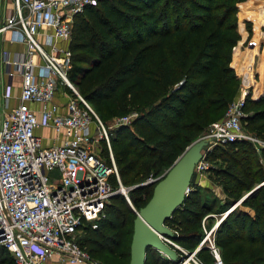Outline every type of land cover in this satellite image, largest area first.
<instances>
[{
    "label": "trees",
    "instance_id": "trees-1",
    "mask_svg": "<svg viewBox=\"0 0 264 264\" xmlns=\"http://www.w3.org/2000/svg\"><path fill=\"white\" fill-rule=\"evenodd\" d=\"M243 1L98 0L75 15L70 79L99 116L123 115L131 107L139 110L132 125L119 126L111 138L125 185L159 171V165H172L223 116L241 85L235 67H248L254 47L256 54L262 51L259 69L264 74V45H259L258 33L247 46L254 32L253 21L247 19L259 25L264 2ZM244 109L246 127L264 140V82L251 85ZM207 158L213 164L209 171L232 198L226 211L260 185L221 217L214 231L224 264H264V147L259 152L251 141L237 140L215 146ZM155 183L129 190L137 210L148 202ZM245 189L249 190L243 195ZM212 206L194 183L183 204L166 220L179 233L175 240L197 248L204 236L202 217ZM136 215L125 195L116 193L105 204L98 226L84 221L83 234L76 241L94 259L129 264ZM7 250L0 246V264L13 263L4 255ZM156 250L148 247L145 264L179 263L161 259ZM209 250L200 247L198 254L214 264ZM12 259L15 263L13 255Z\"/></svg>",
    "mask_w": 264,
    "mask_h": 264
},
{
    "label": "built area",
    "instance_id": "built-area-1",
    "mask_svg": "<svg viewBox=\"0 0 264 264\" xmlns=\"http://www.w3.org/2000/svg\"><path fill=\"white\" fill-rule=\"evenodd\" d=\"M12 2L0 33L11 31V41L23 43L25 51L15 60L4 59L6 74H19L21 83L17 102L0 122V246L11 252L17 264H47L54 257L67 264H97L76 241L80 226L88 221L96 228L109 198L121 191L134 207L122 185L111 132L69 76L73 19L98 0ZM253 83L255 77L204 134L214 141L196 165L199 175L213 166L207 153L217 145L249 140L258 150L264 147V140L245 132L242 122ZM59 91L66 98L64 104L57 100ZM4 97L8 102L10 95ZM112 123L131 126L133 117L117 115ZM41 126L54 129L52 144H45L37 133ZM54 170L57 178L51 175ZM160 178L150 176L146 184ZM219 221L196 250L208 240L215 264H224L212 234ZM162 239L182 257L188 252L175 240Z\"/></svg>",
    "mask_w": 264,
    "mask_h": 264
},
{
    "label": "water",
    "instance_id": "water-1",
    "mask_svg": "<svg viewBox=\"0 0 264 264\" xmlns=\"http://www.w3.org/2000/svg\"><path fill=\"white\" fill-rule=\"evenodd\" d=\"M213 141V138L206 136L192 141L169 167L165 175L154 184L152 196L144 206L136 211L129 264H145L148 247H154L178 262L192 258L193 251L187 252L182 257L175 248L162 239V236L175 240L177 234L173 228L166 224V220L183 204L191 186L198 182L199 173L196 170V165L203 158V151ZM139 185L142 184L135 186ZM259 186L254 187L240 201ZM237 203L238 201H234L232 206L235 207ZM133 209L135 208L133 207ZM232 209L228 210L225 215Z\"/></svg>",
    "mask_w": 264,
    "mask_h": 264
},
{
    "label": "rangeland",
    "instance_id": "rangeland-1",
    "mask_svg": "<svg viewBox=\"0 0 264 264\" xmlns=\"http://www.w3.org/2000/svg\"><path fill=\"white\" fill-rule=\"evenodd\" d=\"M249 0H246V1H243L241 3H245ZM260 3V1H263L264 0H258ZM257 11H260L259 8L257 7L256 8ZM260 15H261V19H260V22L262 21V19H264V11H260ZM247 20H250V19H247ZM240 21V20H239ZM246 21V20H245ZM253 21V20H252ZM264 21V20H263ZM259 22V24H260ZM263 26V25H262ZM262 26H260V29L262 28ZM253 35L252 37L250 38L247 46L249 45V43L252 42V39L256 36V34L258 33L259 35V25H257L254 21H253ZM264 35V34H263ZM243 36V35H242ZM248 36V34L246 35V37ZM260 36V35H259ZM246 37H242V42H244L245 38ZM264 45V38L261 37V39L259 40V45ZM235 48L233 49V55H234V52H235ZM262 52V51H261ZM255 54H256V47H254V50H252V56H251V60H250V63L248 65V67H244V66H236L235 68H237L238 70V74L241 78V85H240V89H239V92L237 94V96L234 98V99H237V97H240L241 95V92H242V88L245 86V85H248L251 80L253 79L254 75L252 73V70L253 69V61H254V57H255ZM247 66V64H246ZM253 76V77H252ZM256 79H258L260 81L261 79V76H255ZM233 99V100H234ZM229 107V106H228ZM227 107V108H228ZM227 110V109H226ZM125 114H130L132 115L133 117V122L134 120L137 118V116L139 115V110L136 108V107H131L130 110L128 112H126ZM226 112L223 114V116L221 118H219L218 120H216L215 122H218L220 121L224 116H225ZM102 121L105 123V125L107 126L108 130L111 132L110 133V136L111 138L114 136V133H115V130L119 127V126H113V123H112V118L113 116H102L100 115ZM213 122V123H215ZM243 122V121H242ZM213 123L211 125H213ZM210 125V126H211ZM209 126V127H210ZM243 126H244V130L245 132L247 133H251L253 135V133L251 131L248 130V128L246 127L245 123L243 122ZM207 131V130H206ZM206 131L203 133V135L201 134V136H204V134L206 133ZM252 142V141H251ZM253 143V142H252ZM254 144V143H253ZM103 146H104V143H103ZM255 146V144H254ZM258 150V149H257ZM260 152V150H258ZM218 164V163H217ZM221 164V163H220ZM219 165V164H218ZM171 166V165H170ZM170 166H161L159 165V171H151L147 176L144 177L143 180H140V182L138 183H135V184H129V185H125L124 183H122L123 185V188L127 191L128 195H129V190L134 188L135 185L137 184H142V185H146V181L148 180V178L150 176L152 177H158V176H161V178L165 175L166 171L169 169ZM162 174V175H161ZM51 175L54 177V178H57V171L54 170L51 172ZM261 181V180H260ZM258 181V182H260ZM256 182L255 184H253V186H256V184L258 183ZM154 183V182H153ZM153 183H150L151 185H153ZM144 185V186H145ZM197 186L200 187V192L202 193V199H207L209 204L210 205H213L212 208L210 210H208L207 212H205V215L202 217V220H201V230H202V234L204 232V236L203 238L206 236V233L207 231H209L211 228H213L215 226V224L217 223L218 220H221L222 218H224L223 214L225 213L226 209H228L230 207V202L232 201V198L231 196H229L226 192H224L223 190V185L222 183H220L217 179V176L213 173V172H210L209 170H207L206 172H202L200 175H199V179H198V182H197ZM146 187V186H145ZM206 187L208 189H206ZM252 188V187H251ZM249 189H245L243 191V195L248 191ZM121 194L124 195V192L121 191L120 192ZM247 194V193H246ZM245 194V195H246ZM244 195V196H245ZM242 196V197H244ZM126 197V196H125ZM242 198H239L238 200V203L237 205H235L236 207L240 205V203L242 201H240ZM234 206L231 207V209L233 208ZM134 211H136V209H133ZM226 216V215H225ZM222 217V218H221ZM220 224V223H219ZM218 224V225H219ZM217 225V226H218ZM217 226L215 227V229L213 230L212 234L213 236H215V230L217 228ZM130 227L132 229V221L130 223ZM83 234V231L80 230L78 232V235L81 237ZM179 234V233H177ZM78 236V237H79ZM212 236V237H213ZM202 238V239H203ZM174 240V239H173ZM176 241V240H175ZM177 243H179L178 241H176ZM183 248H185L188 252H191V251H195L196 247L195 248H191L188 246L189 245H183L181 243H179ZM209 241L207 240L201 247H204V246H207L209 249H211L209 247ZM191 248V249H190ZM198 250L199 248L196 250L195 252V255L194 257L192 258H189L188 261H186L185 263H182V264H197V262H200L201 264H213V262L211 260H207V259H204V257H201L199 256L198 254ZM156 255L160 256L161 259L162 258H168L170 259L166 254L160 252L159 250H156V251H153ZM212 250H209V253H211ZM4 255L7 256V259L9 261H13V263L11 262V264H15L14 263V260L12 259V254L10 251H4ZM105 258V257H104ZM104 258H102L101 260H97L95 259L97 262V264H115V263H112L110 261H105ZM171 260V259H170ZM6 264V263H4ZM215 264V263H214Z\"/></svg>",
    "mask_w": 264,
    "mask_h": 264
},
{
    "label": "crops",
    "instance_id": "crops-1",
    "mask_svg": "<svg viewBox=\"0 0 264 264\" xmlns=\"http://www.w3.org/2000/svg\"><path fill=\"white\" fill-rule=\"evenodd\" d=\"M12 8H13L12 0H0V23L5 20V16L7 12H10ZM262 11H264V9ZM263 20L264 19H262V21L259 24V35L260 37L264 38V35L261 33V29H260V26L263 25ZM10 36H11V31L9 30L0 33V122L3 117V114L7 110H9L12 106H14V104L17 102L20 93V83H21V77L19 74H15L12 77L6 74L5 71L6 64L4 62V59L9 58V60H15L20 56L22 57L25 51L24 44L18 41H11ZM260 52L261 51L259 50L257 54H255L253 61V69H251L254 77L258 75L261 76L260 81L255 78L256 82L258 83L264 82V74L259 69V61L262 54V52L261 53ZM5 94L10 95L8 102L4 97ZM57 100L61 104H64L66 101V98L63 96V94H61L60 91L57 94ZM37 133L44 137L43 142L45 144L53 143V137L55 136V132L53 128L41 126L37 129ZM47 264H67V263L60 261L58 257H54Z\"/></svg>",
    "mask_w": 264,
    "mask_h": 264
}]
</instances>
